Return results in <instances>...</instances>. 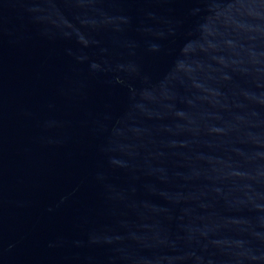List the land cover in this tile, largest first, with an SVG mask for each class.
<instances>
[{
    "label": "water",
    "instance_id": "water-1",
    "mask_svg": "<svg viewBox=\"0 0 264 264\" xmlns=\"http://www.w3.org/2000/svg\"><path fill=\"white\" fill-rule=\"evenodd\" d=\"M0 264H264V0H0Z\"/></svg>",
    "mask_w": 264,
    "mask_h": 264
}]
</instances>
